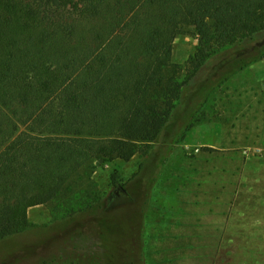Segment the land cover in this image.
Here are the masks:
<instances>
[{
    "label": "trees",
    "instance_id": "1",
    "mask_svg": "<svg viewBox=\"0 0 264 264\" xmlns=\"http://www.w3.org/2000/svg\"><path fill=\"white\" fill-rule=\"evenodd\" d=\"M188 32L197 44L181 65L173 42ZM263 58L264 0H0L2 254L20 247L29 207L56 202L78 218L80 239L71 232L29 264H106L83 236L123 237L126 218L79 190L77 175L138 155L118 188L134 181L146 195L177 142L168 139L184 135L214 88ZM113 225V235L103 228Z\"/></svg>",
    "mask_w": 264,
    "mask_h": 264
},
{
    "label": "rangeland",
    "instance_id": "2",
    "mask_svg": "<svg viewBox=\"0 0 264 264\" xmlns=\"http://www.w3.org/2000/svg\"><path fill=\"white\" fill-rule=\"evenodd\" d=\"M196 44L191 32L178 35L172 60L184 64ZM217 60L206 62L204 75ZM192 122L180 139H168L177 142L168 143L146 195L134 181L127 191L118 188L136 171L138 155L95 161L77 175L79 190L121 205L116 218H126L118 230L123 237L97 243L95 235L83 236L81 245L99 247L106 264H264V58L214 88ZM57 207H29L20 247L0 251V264H29L69 244L71 232L80 239L78 218L69 220Z\"/></svg>",
    "mask_w": 264,
    "mask_h": 264
}]
</instances>
